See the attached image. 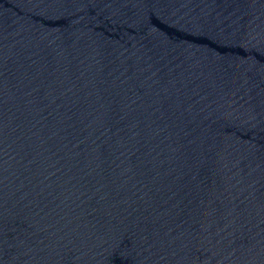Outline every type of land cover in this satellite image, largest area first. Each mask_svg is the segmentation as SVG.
Segmentation results:
<instances>
[{
    "label": "water",
    "instance_id": "obj_1",
    "mask_svg": "<svg viewBox=\"0 0 264 264\" xmlns=\"http://www.w3.org/2000/svg\"><path fill=\"white\" fill-rule=\"evenodd\" d=\"M0 264H264V0H0Z\"/></svg>",
    "mask_w": 264,
    "mask_h": 264
}]
</instances>
